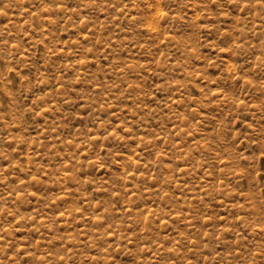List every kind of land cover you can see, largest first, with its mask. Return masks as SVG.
<instances>
[{"label": "rangeland", "instance_id": "374dc122", "mask_svg": "<svg viewBox=\"0 0 264 264\" xmlns=\"http://www.w3.org/2000/svg\"><path fill=\"white\" fill-rule=\"evenodd\" d=\"M0 264H264V0H0Z\"/></svg>", "mask_w": 264, "mask_h": 264}]
</instances>
